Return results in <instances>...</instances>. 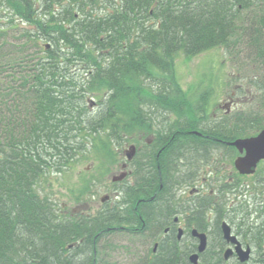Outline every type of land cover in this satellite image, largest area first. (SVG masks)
<instances>
[{
    "label": "trees",
    "instance_id": "1",
    "mask_svg": "<svg viewBox=\"0 0 264 264\" xmlns=\"http://www.w3.org/2000/svg\"><path fill=\"white\" fill-rule=\"evenodd\" d=\"M0 21V264H113L108 238L115 233L151 244L147 227L131 217L130 184L122 205L78 218L44 188L80 156L118 154L115 147L139 133L178 140L183 125L210 133L207 109L190 102L174 62L224 47L237 66L262 70L264 0H0ZM249 80L261 104L264 76ZM263 128L256 112L236 113L235 138ZM139 181L146 191L150 179ZM135 258L179 261L162 248Z\"/></svg>",
    "mask_w": 264,
    "mask_h": 264
},
{
    "label": "flooded vegetation",
    "instance_id": "2",
    "mask_svg": "<svg viewBox=\"0 0 264 264\" xmlns=\"http://www.w3.org/2000/svg\"><path fill=\"white\" fill-rule=\"evenodd\" d=\"M230 102L232 99L227 106ZM230 111L228 108L226 113ZM212 124H207V134L183 125L176 132L183 136L178 140L156 132L145 145L139 139L131 159L127 151L119 166L118 176L125 173L126 177L116 182L112 177L113 191L101 200L104 207L100 212L122 205L123 187L116 185L130 184L128 191L135 196L128 197L131 217L147 227L153 243L148 254L162 248L165 257L179 259L177 264H264V159L254 173L241 174L236 160L245 152L232 145L238 139L229 135L233 125ZM215 129L223 132L219 135ZM188 132H197L200 138L185 137ZM144 177L150 179L146 191L136 186ZM155 178L161 184L158 188ZM112 196L115 201L110 205ZM72 213L77 216L80 212L73 209ZM157 223L162 228L154 229ZM246 253L248 259L242 262Z\"/></svg>",
    "mask_w": 264,
    "mask_h": 264
},
{
    "label": "rangeland",
    "instance_id": "3",
    "mask_svg": "<svg viewBox=\"0 0 264 264\" xmlns=\"http://www.w3.org/2000/svg\"><path fill=\"white\" fill-rule=\"evenodd\" d=\"M3 23L0 21V24ZM251 66L249 64H244V67L237 66L232 62L224 47L212 48L194 57L179 54L174 62L177 80L190 102L196 109H207V114L204 115V119L207 120L205 124L219 123L228 117L231 122L226 125H233L229 135L234 136L236 135L234 126L237 112L247 114L256 112L259 117H264V101L260 104L256 90L252 88L249 80L253 81L255 76L258 78L264 76V67L262 70L260 68L251 70ZM230 99L232 102H230V106H227ZM201 100L205 101V108L201 107ZM97 102L96 98H90V107L93 108ZM228 108L231 111L227 114ZM165 113L166 111L158 114L157 123L165 120ZM215 114L217 117H214ZM248 127L252 129H250L252 132L258 126ZM216 130L213 131L217 132ZM138 135V140L143 139L142 143L145 145L152 133H139ZM137 141L127 143L123 147H115L118 154L115 151L104 153L101 150H92L80 156L70 169L62 174L51 176L52 185H46L45 194L50 195L54 204L57 203L61 210L67 211L66 214L71 218H78L83 212L84 215L98 214L104 207L101 202L102 198L113 191L112 177L118 176L121 161H125L127 156L126 149L129 151L128 149ZM116 187L125 188V184H117ZM76 191H78L77 193L82 191V194L75 197L73 194ZM114 201L115 197L112 196L109 204L111 205ZM73 209L80 213H75L77 216H74ZM108 240L109 256L112 255L111 263L113 264H135V256H143L153 245L146 241H141V244L137 238L122 233H115Z\"/></svg>",
    "mask_w": 264,
    "mask_h": 264
},
{
    "label": "water",
    "instance_id": "4",
    "mask_svg": "<svg viewBox=\"0 0 264 264\" xmlns=\"http://www.w3.org/2000/svg\"><path fill=\"white\" fill-rule=\"evenodd\" d=\"M240 153H244V156L238 157L236 160V168L241 174H252L255 172L257 164L264 159V129L256 136L250 138L237 139L232 143ZM135 153V147L131 146L128 151V158L131 159ZM126 177L123 173L119 176L113 177V180L121 181ZM105 199H103V202ZM248 259V254L241 257V261L245 262ZM194 262L195 260L192 259Z\"/></svg>",
    "mask_w": 264,
    "mask_h": 264
}]
</instances>
